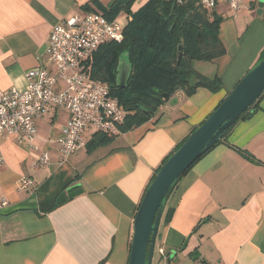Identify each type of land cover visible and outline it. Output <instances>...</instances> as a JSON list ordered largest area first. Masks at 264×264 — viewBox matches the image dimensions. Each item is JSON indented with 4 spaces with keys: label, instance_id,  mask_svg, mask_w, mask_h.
<instances>
[{
    "label": "crops",
    "instance_id": "0c3cea01",
    "mask_svg": "<svg viewBox=\"0 0 264 264\" xmlns=\"http://www.w3.org/2000/svg\"><path fill=\"white\" fill-rule=\"evenodd\" d=\"M115 0H0V89L27 85L25 71L44 66L52 28L74 15L109 10ZM148 0H132L135 11ZM210 12L221 18L225 53L194 61L217 76V91H176L155 113L109 143L85 145L65 161L58 146L65 111L51 107L36 118L29 143L0 139V264H126L133 219L144 191L163 162L224 100L264 51V0H242L234 13L226 0ZM127 23L123 11L114 16ZM113 18V19H114ZM51 68V65L49 66ZM46 151L48 162L36 167ZM23 176L33 188L18 189ZM79 193L69 196L71 187ZM152 264H264V94L178 180L166 205ZM164 250V255L158 249Z\"/></svg>",
    "mask_w": 264,
    "mask_h": 264
},
{
    "label": "trees",
    "instance_id": "16d2710c",
    "mask_svg": "<svg viewBox=\"0 0 264 264\" xmlns=\"http://www.w3.org/2000/svg\"><path fill=\"white\" fill-rule=\"evenodd\" d=\"M131 4L132 0H115L108 11H103V15L109 20L123 11L127 23L122 40L101 45L92 56L89 69L90 76L105 82L111 95L128 110L120 127L122 130L147 120L149 112L153 115L160 103L178 90L188 96L198 87H205L210 91L219 90L221 80L217 76L202 75L194 69L193 62L212 61L225 53V47L219 38L221 18L202 8L198 0H148L135 11L131 10ZM179 53L181 57L178 60ZM123 54H127L131 71L125 86L119 87L117 68ZM263 57L264 51L261 58ZM159 92L167 94L168 98H163ZM258 99L239 119L249 116L255 110ZM231 127L223 132L220 140L224 139ZM110 140L106 134L97 132L88 148L107 144ZM176 184L167 193V198ZM172 213V208L165 206L156 243L161 237L162 226L170 221Z\"/></svg>",
    "mask_w": 264,
    "mask_h": 264
},
{
    "label": "built area",
    "instance_id": "2783aa9c",
    "mask_svg": "<svg viewBox=\"0 0 264 264\" xmlns=\"http://www.w3.org/2000/svg\"><path fill=\"white\" fill-rule=\"evenodd\" d=\"M226 1L234 13L240 10L242 0ZM216 2L198 0L206 10H212ZM124 27L121 20H109L98 11L77 14L57 23L49 36L45 65L25 71L27 85L24 89H0V139L10 137L19 143L32 144L37 136L36 118L51 107L68 115L59 139L61 161L85 145L86 130L114 133L124 122L128 110L111 95L105 82L90 76L89 69L91 58L101 45L122 40ZM48 160V153L43 151L37 156L35 166H44ZM2 161L0 152V164ZM17 188H33L32 178L21 177ZM5 203L1 198L0 205ZM158 252L164 255L162 248Z\"/></svg>",
    "mask_w": 264,
    "mask_h": 264
},
{
    "label": "water",
    "instance_id": "95a60500",
    "mask_svg": "<svg viewBox=\"0 0 264 264\" xmlns=\"http://www.w3.org/2000/svg\"><path fill=\"white\" fill-rule=\"evenodd\" d=\"M181 54L178 55V60ZM117 85L124 87L131 71L127 54L120 57ZM264 92V57L260 58L241 77L217 108L160 166L147 185L133 219V230L126 264H152L160 220L166 205L167 193L188 168L209 150L239 117ZM163 98L165 93L159 92ZM149 112L147 117L150 118ZM73 186L69 196L79 190Z\"/></svg>",
    "mask_w": 264,
    "mask_h": 264
},
{
    "label": "rangeland",
    "instance_id": "374dc122",
    "mask_svg": "<svg viewBox=\"0 0 264 264\" xmlns=\"http://www.w3.org/2000/svg\"><path fill=\"white\" fill-rule=\"evenodd\" d=\"M124 55V54H123Z\"/></svg>",
    "mask_w": 264,
    "mask_h": 264
}]
</instances>
